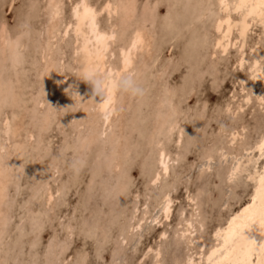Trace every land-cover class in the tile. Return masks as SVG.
<instances>
[{"label": "rangeland", "instance_id": "obj_1", "mask_svg": "<svg viewBox=\"0 0 264 264\" xmlns=\"http://www.w3.org/2000/svg\"><path fill=\"white\" fill-rule=\"evenodd\" d=\"M72 1L74 0H59L61 15L54 22L69 19ZM89 1L100 5L105 0ZM112 1L118 7V15L111 22L119 24L120 29L113 48L121 43L128 30L139 24L144 17V8L147 7L154 14V23H147V27L155 30L152 53L157 50L158 58L151 69L153 77L150 80V93L143 90L141 83L135 82L137 76L134 74L122 78L119 89L121 109L111 118L112 127L106 135L98 138L95 111L88 110L92 100V83L81 90L77 98L73 97L74 83L79 79V65L77 56L73 57L72 54L70 34L62 41L57 39L51 57H47L49 64L54 62V74L65 75L67 84L53 102L43 107L46 111L51 109L49 123L45 126L40 123L43 114L46 115L47 112L41 114L33 108L35 95L42 81L43 66L39 59L40 48L36 45H43L48 39L50 24L47 23V0H0V25L6 26L11 44L15 45L19 40L25 42L21 53L15 51L20 58L17 64L12 67L7 63V68H2L6 73L2 85L8 92L6 89L0 91V96L10 94L9 99H12L16 95L19 100L11 103L8 97H4L0 104V117L8 115L13 125H25L17 136L11 135L9 147L3 154V161L11 166L8 167L9 178L5 190V213L0 222V232L6 236H3L6 240L0 250V264H61L65 259V264H76L82 257L85 264H137L139 260L140 264H179L187 254L195 251L197 244L190 245L187 238L175 234L176 230L182 228L177 226L178 222L193 213L195 225L202 226L197 235L203 236L208 243L213 228L223 223L231 212L248 200L251 185L243 179L244 174L228 181L224 173L231 163V155H238L243 147L252 144L264 132V109L253 95L249 104L236 116L224 115L218 110L234 90L233 87H238L236 82L240 78L244 79L246 91L253 88L246 76L248 63L240 69L231 67L235 56L234 48L225 57L216 55L204 62L203 56L209 49L208 44L213 36L211 17L195 22L196 27L195 24L189 27L187 23L191 16L187 11H180L183 4L172 5L175 0H135V8L126 21L124 10L122 11L124 0ZM203 1H198V8L210 4L211 9H215V0ZM193 10L195 12L196 9ZM176 11H180V14ZM166 16L171 18L169 24L164 33L159 32L160 24ZM99 19L100 27L105 28V15L102 14ZM183 23L187 28L183 26L178 35V28ZM258 31L259 28L256 27L248 33V44L255 40ZM204 33L206 38L201 40L200 36ZM257 48L264 53L262 40ZM252 56L250 54L248 58ZM115 60V57L111 58L112 62ZM262 62L264 63V56ZM163 65L166 66V71L159 77L156 72ZM7 78H10V83ZM183 82L187 83L188 88L184 96L179 98L178 93L177 98L173 97V102L179 101L182 109L180 123L183 139L179 147H175L173 142L167 145L168 149L178 152L177 162L172 165V172L167 180L174 178L177 173L182 174L172 184L171 195L175 201L170 219L158 225L144 224L141 230L127 235L125 243L120 242L118 235L126 224L130 206L132 203L141 205L147 198L143 163L149 155L150 147L141 148V132L144 131L140 120L146 117L152 124L154 115H147L151 109L144 103L155 99V89L160 84L173 90L180 88ZM45 94L44 97L49 98V92ZM233 127H242L241 136L230 146L226 145L225 137H221L224 149L229 154L225 161L214 150L211 138L219 128L225 133ZM28 131H32L35 138L26 144L24 136ZM193 137L192 143L190 139ZM21 146L25 149L19 155L17 151ZM206 155L212 158L208 170L200 167ZM114 162L120 164L118 168L113 166ZM55 163L58 172L53 174L51 168ZM69 178L72 179V185L65 189L63 201L57 199L55 214L64 217V220L70 219L73 235L63 249H60V245L52 247L49 244L56 220H46L41 229L37 230L31 227L32 220L28 219L32 218L30 213L26 218L24 215L27 210H34L39 204L38 199H31L32 190L38 181L47 180L55 188ZM154 194L155 191L149 193L148 207L151 206ZM188 195L195 199L194 203H187ZM180 209L184 210L182 216L179 215ZM164 228H167V236L160 241L157 236ZM156 245L160 251L158 259L154 258L152 252L141 258L147 247Z\"/></svg>", "mask_w": 264, "mask_h": 264}, {"label": "bare ground", "instance_id": "obj_2", "mask_svg": "<svg viewBox=\"0 0 264 264\" xmlns=\"http://www.w3.org/2000/svg\"><path fill=\"white\" fill-rule=\"evenodd\" d=\"M198 1L200 2V0ZM198 1L175 0L172 5L183 4L182 7L180 6L182 9L180 7L179 8L181 9L180 11L183 10L182 12L184 13L185 11H187L188 15L191 16L190 21L188 23L186 22L189 27L191 25H194L195 22L199 23V21H202L207 17H211L210 28L213 31V36L209 41V49L204 54L203 61L207 62V60L212 59L216 55H219L220 57H225L228 51L234 48L235 56L231 67L233 69H240L244 67L246 63H248L246 76L250 79L253 88L249 91H246L243 85L244 79L240 78L236 82L238 87H233L234 90L230 92V96L222 103V105L218 109L219 112L224 115L236 116L241 111H243V109L249 104L253 95L255 96V100L257 101V103L260 105V98L262 97V82L264 81V63L262 62L264 53L262 54V52H259L257 47L259 45L260 40L264 42V25H261L259 23L258 16H248L247 20H245L244 16H247V11L244 12V15H240L236 11L235 7H232L233 5L239 4L240 0H223L224 5L228 6L223 9L221 7V0H215L213 3L215 6L214 10L211 9L210 4L198 8ZM84 2L87 3L93 9H95L98 13L96 20L98 32L101 35H114L116 39L118 33L117 31H120V29H118L119 24L116 25L112 23L111 19L118 12L117 5L112 0H105L100 5H94L89 0H84ZM247 2L249 4L254 5L257 3V0H247ZM77 3H81V0H74L71 2V6L69 9V19L67 21L56 23L54 21L58 17H53V12L55 10V6L61 4L59 0H47V23L50 24V29L47 41L43 45H36L37 48H40L39 59L43 63V66L41 70L42 81L41 84L38 86L37 94L35 95V99L33 102V108L41 114H43L44 112L46 114L47 112L46 115L43 114V117L40 122L44 126L47 125L50 121L51 109H49V111H46L43 109V107L46 104H49V102H53L52 100H54L57 96L62 93L63 89L66 87L67 84V77L65 75L54 74V62L51 61L49 64L46 60L47 57H51V51L58 42L56 40L60 39L62 41V39H64L68 34H70L72 38V54L73 57L77 56L79 65V79L76 84L74 83L75 86L73 87V97L77 98L80 91L88 88V84L92 83L90 85L92 100L89 103L88 110L95 111V130L97 133L96 137L102 138L106 135V132L112 127L111 118L115 116L121 109V104H119V97L121 92L119 91V89L121 80L125 75L130 76L134 74V76H137V81L135 82L141 83L140 86H143V90H146L148 93L151 92L149 90V87L151 85L150 80L153 77V71L151 69L153 68L152 65L158 58V51L156 50L152 53V49H154L153 44L155 36V32L153 31L155 30L149 29L147 27V23H149L150 25L154 23V14L152 10L145 7L143 11L144 17L139 22V24L137 23V25L127 31L124 39L118 46L116 45L115 49L113 48L115 39L107 41V50L101 53L103 59L98 60L96 56V38L94 36L90 37L93 43L88 46L87 50H85L84 35H88L91 30L87 26H84L81 28V32L83 35L79 37L77 36L75 28L76 21H74L71 16V8L74 7ZM106 6H110V8ZM133 8H135V0H124L122 2V11L124 10L123 13H125V21L131 16L130 12L133 10ZM193 9H196L195 12ZM190 10H192V12H190ZM250 10L251 9H249V11ZM80 11L83 12V9H80ZM176 12L179 13L178 11ZM102 14L105 15V21L107 23L106 27L104 26L105 28H101L99 24V17ZM170 19L171 18H167V16L164 18V21L161 22L160 27L158 29L159 32L161 31L164 33L165 29L169 24ZM228 20L231 21V31H229V24L222 23V21ZM68 23H72L73 27L68 28ZM245 23L248 25L247 30L244 29ZM187 25H180L181 27H179V31H177L178 35L181 32V28L183 26L187 28ZM196 26L197 25L195 24L194 27ZM256 27L259 28V31L256 34L255 40L251 44H248V33ZM197 29L200 30L198 27ZM194 32L196 33V31ZM241 32H243V35H241ZM65 33L68 34L65 35ZM225 33H227V36H225ZM203 35L200 36L201 40H203V38H206L205 33ZM38 36H40V33L38 34ZM193 36L195 37V35ZM134 41L137 42L136 47H133ZM37 42L38 40L36 41V43ZM218 44L220 45L219 47L217 46ZM23 48H25L24 41L19 40L15 43V45L11 44L10 36L7 33L6 26L4 24H1L0 63L2 65L0 64V87L3 86L2 81H5L4 79L6 77V73L4 72V70H2V68L6 67L7 63L12 67L15 66V64H17L16 62L20 59L19 54L17 53H21V50ZM15 51L17 53H15ZM250 54H253V56L249 59L248 56ZM126 56L130 58V63L127 67H125L124 64V59ZM112 57L116 58L114 62L111 61ZM139 57L142 59L143 62ZM165 71L166 66L163 65L162 68L156 73L159 77H161L165 73ZM109 72L116 73L117 75L110 77L108 75ZM89 74L91 78H88ZM7 79L10 83V78ZM113 81H117L118 83L115 85V87H113V90L110 93L109 87L112 86ZM185 82H183L184 85L182 83L181 87L179 85L180 88L173 90L165 86L164 84H160L158 86V89H155V96L153 95L155 99L153 101H147L148 103H144V105H146V107H150L151 111L153 112L151 113V111L149 110L150 112L148 111L149 114L147 113V115H154L152 124H150L146 117L140 120V126L144 132H141L142 145L139 144V146L141 145L142 149L147 146L150 147L149 155L143 163V172L146 176L145 192L147 198L146 201L141 205H138L137 203H132V206H130L131 208L129 209V213L126 218V224L118 235V240L120 242H124L125 237L127 235L134 233L135 231L141 230L144 224L158 225L162 222H168V220L170 219L172 206L175 201L171 195L173 188L172 184L175 181L179 180L182 177V174L177 173L174 175V178H172L171 180H167L170 173L172 172V165L177 162L178 159V152H176L175 149H168L167 145L173 142L175 147H179L183 139V131L181 129L180 123L182 109L179 105V101L176 100L177 102H173V97H176L178 93L179 98L184 96V93L188 89L186 87L187 83ZM48 88H50V90H47ZM5 89L6 87L3 86L0 91L2 92ZM125 89L127 90L128 88ZM5 91L8 92V89H6ZM46 92H49V98L44 97V94ZM130 95H132V93H130ZM9 96L10 94L5 96L1 95L0 104L3 103L4 97H8L7 99L11 103H14L19 100V98H17L18 96L16 97V95L12 99H9ZM109 101L110 103H108L106 119L104 105L106 102ZM202 114L203 113H201V116ZM24 125H22V123L20 125H13L11 118L8 115H3L2 117H0V222H2V218L5 213V190L9 178L8 167L11 166L3 161V154L6 152L7 147H9L8 141L10 140L11 135L17 136L18 131ZM240 129L242 130V127H233L224 133L222 128H219L217 132L214 133V136L211 138V143L214 150H216V153H218L219 158L225 160L229 156V154L226 153L224 146L221 142V137H225L227 146L233 145L241 136ZM24 137L25 143L29 144L34 140L35 134L32 131H28ZM193 141L194 137L190 139V142L193 143ZM262 142H264V132L261 133L257 140L254 141L252 144L243 147L238 155H231V163L224 173L225 179L228 181L233 180L230 179V177L232 176L234 169L239 167L240 171L236 174V176L243 173V179L245 181H248L251 185L248 194V200L238 209L236 208L237 210L231 212L225 218L223 223L213 228L208 243L204 240L203 236L197 235L198 231L200 230V228H202V226L200 224L195 225L193 213H190L186 218L177 223V226H182V228L176 230L175 234H177L181 238H187V241L190 245L197 244L195 251L190 254H187L180 261L179 264H229L228 259H226V257H229V253L232 252V249L235 248L236 245L230 243L227 251H225V237H227L230 233L229 225L232 222L233 217L239 216L245 208H248L249 205L252 204V197L257 195L256 187L258 186L259 180L257 173L264 172V160L261 159V152L259 149V145ZM24 149L25 147L21 146L20 148H18L17 153L21 155ZM211 160V156L206 155L200 167L204 168L205 170L210 169ZM113 164L115 168H118L120 165L116 162H114ZM51 172L53 174L58 172L56 163L52 165ZM250 175L255 177V179L249 180L248 177ZM36 185L37 186H35V188L32 190L33 192L31 195V199L32 197L33 199H38L39 204L37 203L38 206L34 210H27L26 214L24 215V218H26V215L30 213L32 218L30 219L28 217V219L30 221L32 220L31 227L32 229L36 228L37 230L41 229L42 223L46 220L51 219L52 222L56 220V225H53V233L49 244L52 247L55 245H60V249H63L64 245L68 243L69 239L73 235V226L69 221V218L67 220H64V217L55 214L56 201L57 199H61V201L64 200L63 197L66 194L65 189L69 188L70 185H72V179H65L63 184H61L60 186H56L55 188H52L49 182L43 179L41 181H38ZM152 191H155V194L151 206L148 207L149 193ZM57 193H59V195H57ZM133 198H135V196H133ZM186 200L187 203L190 204L195 202V199L190 195L186 197ZM166 205H170L167 215H165L164 212V208ZM258 209L259 200H257V209H253L252 211L257 212ZM141 210L143 211L140 213ZM183 213L184 210L180 209L179 215L182 216ZM189 225H191V228L189 227ZM2 226L4 225H1V227ZM236 227L237 225H233V230H235ZM218 232L220 233L219 237L217 236ZM261 232L262 230L260 229L258 217L256 223H254L250 229L244 230V235L248 239L256 242V246L253 253L250 257H248L250 264H260L261 261H264V257L260 255L259 249L260 243H264V235H262ZM3 236L5 235H3L1 231L0 250L2 247H4V241L6 240V238L4 239ZM166 236L167 228H164L158 233L157 238L161 241L165 239ZM147 248L148 249L145 250L141 258L145 255L147 256L148 253L152 252L154 254V258L158 259L160 255L159 246L156 245L155 247L150 246ZM8 251L6 250V252ZM210 257L211 260L209 259ZM242 258V253L239 250L236 253L232 254L230 257L232 261ZM139 262L137 264H140ZM65 263L66 259L61 261V264ZM76 264H85L83 257L80 258Z\"/></svg>", "mask_w": 264, "mask_h": 264}, {"label": "snow or ice", "instance_id": "obj_3", "mask_svg": "<svg viewBox=\"0 0 264 264\" xmlns=\"http://www.w3.org/2000/svg\"><path fill=\"white\" fill-rule=\"evenodd\" d=\"M109 7L110 6H106ZM221 7L222 9L225 7H228L224 5L223 0H221ZM232 7H235L236 11L240 15H244V12L247 11V16H244V19L247 20L248 16H258L259 17V23L261 25H264V0H257V3L252 5L247 2V0H240L239 4L233 5ZM80 9H83V12L80 11ZM249 9H251L249 11ZM61 15V5H56L55 10L53 12V17H59ZM97 11L90 7L87 3L84 2V0H81V3H77L74 7L71 8V16L74 21H76L75 28L77 36L83 35L81 32V28L84 26H87L91 31L88 35H84V41H85V50H87L88 46L93 43V41L90 39V37L94 36L95 44H96V56L97 59H103V56L101 55L102 52L106 51V44L109 40H114L115 36H108V35H101L97 30ZM222 23L229 24V31H231V21H222ZM243 23V22H241ZM239 26V25H238ZM68 28H72L73 24L68 23ZM248 25L244 24V29L247 30ZM219 30V29H218ZM68 33H65L67 35ZM241 35H243V32H241ZM225 36H227V33H225ZM137 42H133V47H136ZM220 46L219 44L217 45ZM130 51V50H129ZM130 63V58L128 56L124 59L125 67H127ZM108 75L115 76L116 73L109 72ZM91 78L90 74L89 77ZM117 81L112 82V86L109 87V92L111 93L113 90V87L117 84ZM108 103L106 102L104 105L105 108V118L107 119V107ZM260 105L261 108L264 109V97L260 98ZM259 149L261 152V159L264 160V142L260 143ZM240 171V168L237 167L234 169V172L230 179H234L236 174ZM258 175V186L256 187V193L257 195L252 197V204L249 205L248 208H245L244 211L237 217H233L232 222L229 225L230 233L227 237H225V251H227L230 243L235 244L236 247L232 249V252L229 253V257H226L228 259L229 264H250V261L248 257L251 256L253 253L256 242L253 240L248 239L244 235L245 229H250L251 226L256 223L257 217L259 220L260 229L262 230L261 234L264 235V172L257 173ZM249 180H254L255 177L249 176ZM59 195V193H57ZM257 200H259V209L257 212H253V209H257ZM170 205H166L164 208L165 215H167L169 211ZM251 213V214H250ZM233 225H237L236 229L233 230ZM191 228V225H189ZM217 236H220V233H217ZM260 249V255L264 257V243H260L259 245ZM240 251L242 253L243 258L237 259L235 261H232L230 259L231 255L236 253L237 251ZM219 251V250H217ZM215 255V252H214ZM211 260V257L209 258ZM260 264H264V261H261Z\"/></svg>", "mask_w": 264, "mask_h": 264}]
</instances>
